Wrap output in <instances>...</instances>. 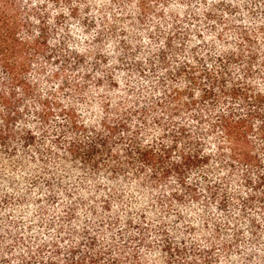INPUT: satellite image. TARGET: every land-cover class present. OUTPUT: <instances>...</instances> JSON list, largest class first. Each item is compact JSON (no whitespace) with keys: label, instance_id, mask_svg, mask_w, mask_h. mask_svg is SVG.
Returning <instances> with one entry per match:
<instances>
[{"label":"trees","instance_id":"obj_1","mask_svg":"<svg viewBox=\"0 0 264 264\" xmlns=\"http://www.w3.org/2000/svg\"><path fill=\"white\" fill-rule=\"evenodd\" d=\"M0 264H264V0H0Z\"/></svg>","mask_w":264,"mask_h":264},{"label":"rangeland","instance_id":"obj_2","mask_svg":"<svg viewBox=\"0 0 264 264\" xmlns=\"http://www.w3.org/2000/svg\"><path fill=\"white\" fill-rule=\"evenodd\" d=\"M80 109H81V111L84 114H87V111H86L87 109L85 107L81 106ZM49 145L50 144L47 143L45 145V147H44L45 150H43L42 148L44 146V142L37 140L36 147L33 150H30V152H31L32 155L35 154V155L39 156L40 155L39 153L44 151L45 152V155H46V157H45L46 161L50 164V166L52 168H56V166H55V157H56L55 152H56V150H47V148L49 147ZM6 158H8V156ZM41 158H42V156H40V159ZM40 166L42 168L45 167L44 165H40ZM19 180L22 181V179H19ZM47 183H49V181H47Z\"/></svg>","mask_w":264,"mask_h":264}]
</instances>
